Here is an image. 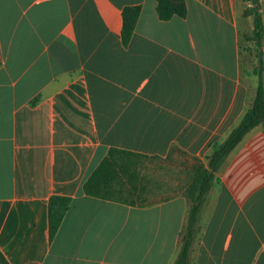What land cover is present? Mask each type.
<instances>
[{
    "label": "crops",
    "instance_id": "crops-1",
    "mask_svg": "<svg viewBox=\"0 0 264 264\" xmlns=\"http://www.w3.org/2000/svg\"><path fill=\"white\" fill-rule=\"evenodd\" d=\"M185 2V18L163 21L156 0H0V251L9 264H174L189 176L169 169L164 195L143 206L88 196L83 185L111 148L169 168L172 149L206 161L251 107L257 77L240 47L254 28L248 3ZM130 6L141 12L125 46ZM218 178L192 264H264V125ZM53 195L72 202L51 241Z\"/></svg>",
    "mask_w": 264,
    "mask_h": 264
},
{
    "label": "trees",
    "instance_id": "trees-1",
    "mask_svg": "<svg viewBox=\"0 0 264 264\" xmlns=\"http://www.w3.org/2000/svg\"><path fill=\"white\" fill-rule=\"evenodd\" d=\"M244 1L248 5L244 9L243 16L252 17L254 26L252 33H243L241 36L254 42L251 52L255 54L256 60L255 63L253 62L251 73L257 77V86L252 105L246 111L240 123L223 142L210 146L211 153L207 156L206 161L179 149H172L166 158L171 166H177L178 160H173L172 155L175 152L182 155L185 159L179 166L184 167L185 176L191 178L184 190L185 196L190 200V208L182 234L181 249L174 264H192V250L200 230L202 209L208 194L219 179L218 172L220 168L249 131L257 126L264 125V22L261 11L262 0ZM156 2L157 14L160 20L167 21L175 16L185 18L188 14L185 0H156ZM140 12L141 6H130L123 10L122 41L125 46L132 39ZM145 160L160 162L163 158L111 148L106 157L84 182V193L88 196L130 205L143 206L153 203L148 196L151 192L147 183V174L144 170ZM71 202L72 198L69 196L53 195L50 197L48 219L51 241L58 232ZM0 264H9L1 251Z\"/></svg>",
    "mask_w": 264,
    "mask_h": 264
},
{
    "label": "rangeland",
    "instance_id": "rangeland-1",
    "mask_svg": "<svg viewBox=\"0 0 264 264\" xmlns=\"http://www.w3.org/2000/svg\"><path fill=\"white\" fill-rule=\"evenodd\" d=\"M262 7V13L264 12V4ZM263 18H264V15H263ZM240 47H241V51H242V56L245 55L247 60L243 59L242 57V63H243V66L246 67L248 64H246L245 61H247V63L251 61H253L255 63V54L251 52V49L254 47V42L247 39V38H244V37H241V41H240ZM263 49H264V36H263ZM249 60V62H248ZM184 157L180 154H178V164H177V167H171L169 168L168 166H165L164 164L160 163V162H157L156 160H145V174H147V183L149 184V191L151 193H149V197L150 198H154L156 197V195L158 193L161 194L160 190L161 188H163V186H166L167 184V180L169 179V176L167 177V175L169 173L173 174L174 173V170L177 169V175L178 176L177 178L178 179H184L185 178V174L181 171L178 172V168H181L180 164L182 162H184ZM180 165V166H179ZM169 169L171 170V172H169ZM149 181V182H148ZM161 195H164L163 194V191H162V194Z\"/></svg>",
    "mask_w": 264,
    "mask_h": 264
}]
</instances>
